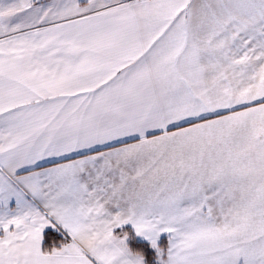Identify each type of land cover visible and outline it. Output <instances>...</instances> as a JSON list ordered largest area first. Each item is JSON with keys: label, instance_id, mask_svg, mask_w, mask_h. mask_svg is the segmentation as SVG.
<instances>
[{"label": "snow or ice", "instance_id": "obj_1", "mask_svg": "<svg viewBox=\"0 0 264 264\" xmlns=\"http://www.w3.org/2000/svg\"><path fill=\"white\" fill-rule=\"evenodd\" d=\"M0 264H264V0H0Z\"/></svg>", "mask_w": 264, "mask_h": 264}]
</instances>
